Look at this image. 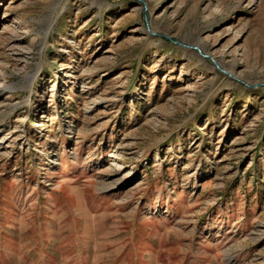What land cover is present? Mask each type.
Listing matches in <instances>:
<instances>
[{
    "label": "rangeland",
    "instance_id": "1",
    "mask_svg": "<svg viewBox=\"0 0 264 264\" xmlns=\"http://www.w3.org/2000/svg\"><path fill=\"white\" fill-rule=\"evenodd\" d=\"M0 264H264V0H0Z\"/></svg>",
    "mask_w": 264,
    "mask_h": 264
},
{
    "label": "water",
    "instance_id": "2",
    "mask_svg": "<svg viewBox=\"0 0 264 264\" xmlns=\"http://www.w3.org/2000/svg\"><path fill=\"white\" fill-rule=\"evenodd\" d=\"M146 24H147V31L150 33V34H153V32H151V30H150V27H149V18H147L146 17ZM205 57H207V56H205ZM214 62V65L216 66V68L218 69V70H220V72H222L223 74H226V75H229V76H231L229 73H227L225 70H223L215 61H213Z\"/></svg>",
    "mask_w": 264,
    "mask_h": 264
}]
</instances>
